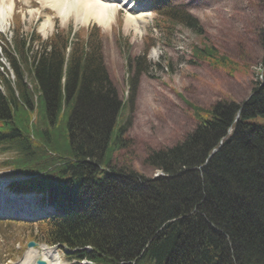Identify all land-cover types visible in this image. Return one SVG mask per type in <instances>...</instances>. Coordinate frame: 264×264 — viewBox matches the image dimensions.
I'll return each mask as SVG.
<instances>
[{
    "label": "trees",
    "instance_id": "obj_1",
    "mask_svg": "<svg viewBox=\"0 0 264 264\" xmlns=\"http://www.w3.org/2000/svg\"><path fill=\"white\" fill-rule=\"evenodd\" d=\"M152 3L163 30L197 25L178 0ZM96 33L93 27L72 41L67 59L68 33L42 42L31 60L23 57L35 80V108L23 71L6 52L18 89L15 95L6 81L7 94L0 93V153L11 155L0 167L27 176L14 190L45 191L56 210L35 221V231L26 225L29 239L60 243L74 250L72 258L95 264H264V126L249 121L264 118V72L240 104L192 107L207 115L180 141L149 152L143 165L163 175L147 177L110 164L109 141L123 106ZM23 44L15 40L17 49ZM193 53L213 54L209 46ZM35 109L44 126L38 136Z\"/></svg>",
    "mask_w": 264,
    "mask_h": 264
},
{
    "label": "rangeland",
    "instance_id": "obj_2",
    "mask_svg": "<svg viewBox=\"0 0 264 264\" xmlns=\"http://www.w3.org/2000/svg\"><path fill=\"white\" fill-rule=\"evenodd\" d=\"M125 1L128 4L116 10L110 25L102 27L93 20L78 25L74 11L66 18L59 17L46 0H14L9 24L0 32V71L2 77L18 89L17 83L14 84L17 78L15 69L6 56L7 49L15 61L23 63V56L31 60V53L42 48L41 41H50L55 32H67L72 28L80 34V41L85 39L88 27L97 25L98 33L94 39L100 41L110 84L115 89V96L123 103L122 115L116 120L109 141L113 156L110 164L115 167L130 165L147 177L160 176L163 175L160 169L146 167L142 160L149 152L180 141L194 127L195 119L207 115L203 110L194 112L192 107L210 109L214 103L225 99L240 104L261 80L264 0H178L197 25L175 24L169 30L155 25L156 17L148 0ZM129 5L148 12L139 25V32L126 23L125 7ZM132 10L133 7L129 11ZM46 15L50 18V26L45 36L41 26ZM20 35L30 36V39H25V46L23 44L15 50L14 37ZM206 46L211 47V56L204 58L193 53L195 47L202 49ZM223 58L225 64L221 62ZM131 79L134 80L132 84ZM22 81L27 85L28 100L32 101L31 87L35 80L26 67H23ZM0 92L6 94L1 77ZM40 117L39 110L32 111L31 121L37 136L42 129L36 127L41 125L44 128L39 124ZM249 121L264 126V118L260 116ZM123 124V130L119 132ZM4 157H10V154H0V161ZM6 171L7 168L0 169V182L8 185L17 178ZM8 226L0 223L1 231L5 228L11 231L4 230L8 243L5 238L2 241L0 234V264L18 262L29 249L25 242V228ZM44 246L57 251L61 264H88L83 259L77 262L70 258L63 247ZM85 249L89 250V247Z\"/></svg>",
    "mask_w": 264,
    "mask_h": 264
},
{
    "label": "bare ground",
    "instance_id": "obj_3",
    "mask_svg": "<svg viewBox=\"0 0 264 264\" xmlns=\"http://www.w3.org/2000/svg\"><path fill=\"white\" fill-rule=\"evenodd\" d=\"M46 3L56 11L59 17L66 18L74 11L73 13L78 25L93 20L102 27L110 25L111 21L114 20L117 7L126 5L125 0H46ZM14 5V0H0V31H4L8 26ZM129 6L125 7L127 12L126 23L139 32V25L144 22V18L148 12ZM132 7L134 8L133 11H129ZM49 26L50 18L46 15V19L42 22L41 26L44 35L47 34ZM36 208L33 207L31 210L34 211ZM38 257H41L45 261V264H61V259L57 252L43 245L42 250L29 248L22 259L13 264H35V260Z\"/></svg>",
    "mask_w": 264,
    "mask_h": 264
},
{
    "label": "water",
    "instance_id": "obj_4",
    "mask_svg": "<svg viewBox=\"0 0 264 264\" xmlns=\"http://www.w3.org/2000/svg\"><path fill=\"white\" fill-rule=\"evenodd\" d=\"M33 245H35V243L34 242H29L28 243V246H33ZM39 264H44V262L43 261H37Z\"/></svg>",
    "mask_w": 264,
    "mask_h": 264
}]
</instances>
